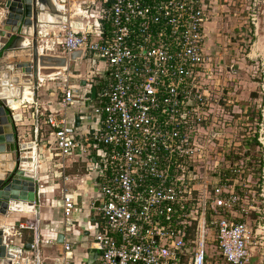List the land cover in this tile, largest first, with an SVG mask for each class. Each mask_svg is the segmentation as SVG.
<instances>
[{
    "label": "built area",
    "instance_id": "2783aa9c",
    "mask_svg": "<svg viewBox=\"0 0 264 264\" xmlns=\"http://www.w3.org/2000/svg\"><path fill=\"white\" fill-rule=\"evenodd\" d=\"M54 1L70 21L39 41L53 35L66 58L94 56L108 73L94 101L93 77L90 98L78 99L63 76L62 112L47 117L62 170L79 150L89 157L100 220L88 242L99 264H264V70L240 110L242 84L206 51V24L222 0H78L74 11L70 0ZM263 7L251 0L256 40ZM73 16L89 25L79 32ZM240 49L236 63L251 61ZM76 102L94 131L80 133L69 120ZM62 201L63 251L51 264H89L68 237L83 210L74 193Z\"/></svg>",
    "mask_w": 264,
    "mask_h": 264
},
{
    "label": "crops",
    "instance_id": "0c3cea01",
    "mask_svg": "<svg viewBox=\"0 0 264 264\" xmlns=\"http://www.w3.org/2000/svg\"><path fill=\"white\" fill-rule=\"evenodd\" d=\"M4 1L6 0H0V4ZM46 3L44 6L46 9L57 10L54 0H47ZM79 3L78 0H70L68 7L74 11L78 8ZM247 4V0H222L219 5L212 8L206 24V51L208 55L212 57L217 67L227 68L228 76L243 86V102L240 104V110L246 106L245 100L255 96L256 89V82L250 81L253 78L248 61L242 60L240 63H236L238 62L236 58L241 56L240 46L246 47L250 38V29L249 26H246L247 21L244 16V9L247 8ZM72 18L78 30L89 25L84 24L78 17L73 16ZM2 20L3 16L0 15V31L3 28ZM56 27L47 26L46 29L54 34V31L57 30ZM31 41L32 37H24L22 49L26 48ZM39 49H41V55L42 50L45 52L43 56L47 59L44 61L45 66H39L38 69L40 86L38 94L34 97L35 102L13 107V114L22 116V120L15 123L21 141L34 143L38 140V155L41 159L39 162L41 206L39 209L40 228L38 230L40 249L38 252H25L22 258L25 260L23 264H35L36 262L34 263L33 260L36 261L38 256H40L41 264H51L61 256L63 243L59 242V236H64L65 229V217L62 208L65 191L74 193L77 204L83 210L73 216L74 231L72 236L70 234L68 237L75 243L74 250L77 260L89 263L92 257L98 254L90 250L88 238L94 234L96 223H99L100 220L98 211L95 210L99 186L94 182V176L89 178V157L81 150L68 160L65 170L60 168L61 163L55 157L56 138L47 124V117L62 112L63 93L61 88L63 85L60 81L63 76L70 74V84L75 89L76 94L78 95L80 92L82 96H87V85H89L90 77H93L94 87L97 90L101 89L104 83L103 78L108 75L106 64L92 56L91 60L87 57L85 60L70 61L65 68L60 67L66 55L53 35L52 39L43 38L42 42L39 41ZM94 60L95 64L93 63ZM83 82L86 85H83ZM86 107L84 103L76 102L67 110L69 120L75 122L76 117H80V133H87L90 129L94 131L91 128L94 121L89 119V112ZM94 203L95 206H92ZM25 208L26 210L23 212H10L5 219V227L8 229L6 231L7 239L19 247L36 241L37 229L34 231L20 227V224L27 223L35 224L36 227L38 225L35 206L28 204ZM52 239H56L57 242L43 243V241H51ZM89 252L92 255L90 260ZM96 263L99 264V261Z\"/></svg>",
    "mask_w": 264,
    "mask_h": 264
},
{
    "label": "water",
    "instance_id": "95a60500",
    "mask_svg": "<svg viewBox=\"0 0 264 264\" xmlns=\"http://www.w3.org/2000/svg\"><path fill=\"white\" fill-rule=\"evenodd\" d=\"M47 0H6L0 4L3 16L0 31V264H23L25 252H33L32 243L23 247L8 241L5 219L10 212L25 211L27 205L35 206L37 233L36 242L40 244L39 213L41 206V186L38 155V140L34 143L21 141L15 127L22 120L21 115L13 114V107L35 102L39 92V66H45L44 51L40 54L39 33L47 26H60L70 18L59 10H48L44 6ZM5 17V18H4ZM93 26L87 27L92 32ZM79 32L82 31L78 30ZM32 37L31 43L22 49L24 37ZM24 47V46H23ZM41 55V56H40ZM82 52H74L65 58L60 67L68 62L86 59ZM83 85H86L83 82ZM32 93L31 100L25 97L26 89ZM92 99L97 96V88L92 89ZM80 117L75 119V126L80 127ZM249 148V147H248ZM99 207V202H96ZM64 242V236H59ZM35 264H41L40 256ZM99 255L95 254L89 264H95Z\"/></svg>",
    "mask_w": 264,
    "mask_h": 264
},
{
    "label": "rangeland",
    "instance_id": "374dc122",
    "mask_svg": "<svg viewBox=\"0 0 264 264\" xmlns=\"http://www.w3.org/2000/svg\"><path fill=\"white\" fill-rule=\"evenodd\" d=\"M247 2H248L247 8L244 9L245 10L244 16H245L246 21H247V25L246 26H249V29H250L249 16L253 13V10H249L250 4H251V0H247ZM259 13H260L259 16L261 17L260 18L261 19V29H260L261 30L260 31V36L261 37L259 38L260 40H256L254 38V40H255L254 43H257L254 48H253V44L252 43L250 45H248V43H247V46L249 48L245 47V48H248V51L246 50L247 53L250 52V48L251 47L253 48L252 53L250 52L252 59H251V61L248 60V64L251 67L252 74L255 75V77L252 80H250V81L256 82V89H255V92H254L255 96H256V90H257V83L259 82V79H258L259 73L264 70V16H262V10H260ZM89 60H91V57H89ZM244 74H246V73L244 72ZM81 97H82L81 93L78 92V99L81 98ZM89 98H90V94H89ZM90 166H91V164L89 162V167ZM92 176H94L93 172H92V174H89V178H91ZM96 187H97V185H96ZM91 257H92V255L89 252V260L91 259ZM95 264H97V263H95Z\"/></svg>",
    "mask_w": 264,
    "mask_h": 264
},
{
    "label": "bare ground",
    "instance_id": "6f19581e",
    "mask_svg": "<svg viewBox=\"0 0 264 264\" xmlns=\"http://www.w3.org/2000/svg\"><path fill=\"white\" fill-rule=\"evenodd\" d=\"M25 97H26L27 100H31L32 93H31V91L29 89H26V91H25Z\"/></svg>",
    "mask_w": 264,
    "mask_h": 264
},
{
    "label": "trees",
    "instance_id": "16d2710c",
    "mask_svg": "<svg viewBox=\"0 0 264 264\" xmlns=\"http://www.w3.org/2000/svg\"><path fill=\"white\" fill-rule=\"evenodd\" d=\"M254 41H255L254 38H253L252 36H250V39H249V43H248V45H250L251 43L253 44ZM246 47H248V46H246ZM248 48H249V47H248ZM248 48H246L247 51H248ZM247 51H246V52H247ZM251 147L253 148V150L256 148V147H255V144H253Z\"/></svg>",
    "mask_w": 264,
    "mask_h": 264
}]
</instances>
